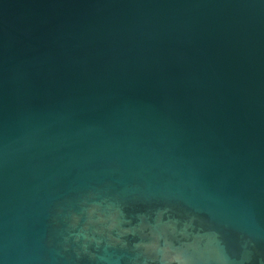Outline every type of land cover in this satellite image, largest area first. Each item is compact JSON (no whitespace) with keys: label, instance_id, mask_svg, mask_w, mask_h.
Wrapping results in <instances>:
<instances>
[{"label":"water","instance_id":"1","mask_svg":"<svg viewBox=\"0 0 264 264\" xmlns=\"http://www.w3.org/2000/svg\"><path fill=\"white\" fill-rule=\"evenodd\" d=\"M0 264H264V0H0Z\"/></svg>","mask_w":264,"mask_h":264}]
</instances>
